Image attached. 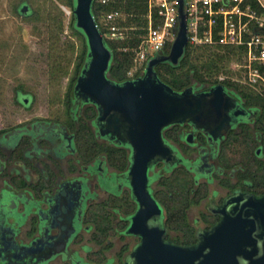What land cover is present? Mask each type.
<instances>
[{"label":"flooded vegetation","instance_id":"flooded-vegetation-1","mask_svg":"<svg viewBox=\"0 0 264 264\" xmlns=\"http://www.w3.org/2000/svg\"><path fill=\"white\" fill-rule=\"evenodd\" d=\"M190 86L207 92L214 85ZM224 90L235 105L222 132L214 136L188 122L162 129L173 157L148 168L147 190L161 209L151 222L167 241L194 244L232 211V196L264 194L262 109ZM15 95L27 105L23 92ZM97 117L96 104L75 100L72 90L65 120L0 129V264H124L141 242L128 232L139 209L131 147L102 135Z\"/></svg>","mask_w":264,"mask_h":264},{"label":"water","instance_id":"water-1","mask_svg":"<svg viewBox=\"0 0 264 264\" xmlns=\"http://www.w3.org/2000/svg\"><path fill=\"white\" fill-rule=\"evenodd\" d=\"M92 4L93 0H74L72 9L75 26L88 47V60L76 78L73 94L75 100L96 104V123L102 135L109 134L132 150L129 178L139 209L131 217L128 232L140 235L141 242L124 264H264V194L232 196L226 203L227 207L235 203L232 211L194 244L165 240L163 230L151 222L161 209L147 190L148 168L173 157L162 139V129L188 122L215 136L229 125L228 110L235 105L221 83L207 92H196L190 85L178 91L158 78L154 69L158 62L176 66L184 55L188 43L185 15H180L166 55L149 59L142 77L115 82L107 76L112 52L93 17ZM19 12L30 14V5L23 2ZM238 197L243 201L237 205Z\"/></svg>","mask_w":264,"mask_h":264},{"label":"rangeland","instance_id":"rangeland-1","mask_svg":"<svg viewBox=\"0 0 264 264\" xmlns=\"http://www.w3.org/2000/svg\"><path fill=\"white\" fill-rule=\"evenodd\" d=\"M23 1L33 9L31 16L16 11ZM70 21L67 0H0V129L66 119L84 42ZM16 90L27 105L16 99Z\"/></svg>","mask_w":264,"mask_h":264},{"label":"built area","instance_id":"built-area-1","mask_svg":"<svg viewBox=\"0 0 264 264\" xmlns=\"http://www.w3.org/2000/svg\"><path fill=\"white\" fill-rule=\"evenodd\" d=\"M109 0H93L106 4ZM66 13L69 9L62 5ZM190 45H220L239 52L240 82L264 98V0H147L145 33L132 48V66L127 76L142 73L157 53L169 52L180 15ZM116 11L104 15L109 32L103 36L123 39L116 25ZM123 50H126L124 48ZM224 77L219 76V80Z\"/></svg>","mask_w":264,"mask_h":264},{"label":"trees","instance_id":"trees-1","mask_svg":"<svg viewBox=\"0 0 264 264\" xmlns=\"http://www.w3.org/2000/svg\"><path fill=\"white\" fill-rule=\"evenodd\" d=\"M23 2L16 7L19 14V6ZM67 2L71 9L70 26L84 39L79 69L73 79L75 83L83 65L88 60V47L84 34L75 26L72 12L74 0H67ZM91 11L103 35L109 32V25L101 22L100 17H104L108 12L116 11L118 16L114 23L126 28L123 39H110L104 36L105 44L112 52L107 76L115 82H122L127 78V71L132 66V48L140 42L141 36L145 33L147 0H109L106 4L93 2ZM32 14L33 9L31 8V13L23 16L27 17ZM124 48L126 50H123ZM238 62L239 52L235 48L220 45L187 44L184 55L176 66L168 64L162 66L161 69L157 68L156 72L175 90H181L197 83L208 86L221 83L225 88L241 93L249 104L260 106L264 118V98L240 82ZM229 64H231L230 67ZM219 76L224 78L219 80ZM71 90H73V86ZM70 101L71 94L68 98V106Z\"/></svg>","mask_w":264,"mask_h":264}]
</instances>
